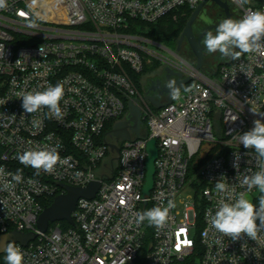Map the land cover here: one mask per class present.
I'll return each instance as SVG.
<instances>
[{"label": "built area", "instance_id": "2783aa9c", "mask_svg": "<svg viewBox=\"0 0 264 264\" xmlns=\"http://www.w3.org/2000/svg\"><path fill=\"white\" fill-rule=\"evenodd\" d=\"M202 1L7 0L0 9V234H36L26 245L8 242L21 249L23 264H264V233L258 241L246 235L232 241L208 215L220 199L245 191L244 177L258 170L257 154L238 137L254 120L264 122L250 110L264 114V55L229 59L215 76L170 60L197 88L186 92L181 86L180 98L170 97L160 108L148 105L131 75L141 72L143 53L166 59L146 48L149 40L130 32L131 26ZM227 1L241 18L264 12V0ZM58 83L64 89L62 119L50 117L47 108L24 112L21 92ZM129 102L140 112L139 135L129 124L130 139L116 140L112 128L130 118ZM150 139L157 156L145 195ZM45 148H56L63 161L51 173L37 174L17 159ZM220 179L229 193L215 189ZM91 181L100 186L94 197L77 200L74 225L54 221L45 231L37 228L44 201L63 192L60 183ZM249 195L257 204V190ZM169 200L175 207L164 227L136 223V213ZM5 255L0 253V264Z\"/></svg>", "mask_w": 264, "mask_h": 264}, {"label": "clouds", "instance_id": "9594fccd", "mask_svg": "<svg viewBox=\"0 0 264 264\" xmlns=\"http://www.w3.org/2000/svg\"><path fill=\"white\" fill-rule=\"evenodd\" d=\"M247 0H240L246 3ZM7 6V0H0V9ZM208 53H219L222 58L239 60L242 54L259 53L264 55V12L249 11L240 19L225 18L215 28L203 35L201 41ZM16 63H19L17 60ZM166 87L170 90L169 95L173 99H179L181 95L180 87L175 81L170 80ZM197 88L196 85L186 87L184 91L190 92ZM22 108L25 113L33 114L44 108L48 109L50 117L62 119L63 113L60 102L64 96V89L61 84L50 85L45 90H34L21 92ZM6 103V102H3ZM253 114L258 113L255 109H250ZM253 127L242 133L238 139L245 149H253L257 154L258 170L250 175H246L243 185L246 190L233 197L228 195L218 201V206L213 214L210 209L211 226L225 237L232 241H237L242 236H247L253 241H258L260 234L264 233V122L260 119L253 121ZM17 159L26 167H32L51 173L58 163H62L56 148H45L41 150L29 149L20 154ZM239 155L234 159V167L239 168ZM4 170L0 169V175ZM15 179L19 180L17 176ZM218 193H229V185L222 179L215 183ZM253 189L258 192L257 204H254L250 193ZM175 207V202L169 200L166 206H155L135 214L136 223L142 224L145 221L150 226L162 228L165 226L169 212ZM3 251L6 253V264H23L24 254L14 243H7Z\"/></svg>", "mask_w": 264, "mask_h": 264}, {"label": "water", "instance_id": "95a60500", "mask_svg": "<svg viewBox=\"0 0 264 264\" xmlns=\"http://www.w3.org/2000/svg\"><path fill=\"white\" fill-rule=\"evenodd\" d=\"M209 0H204L199 3L191 12L190 16L188 17L184 28L179 36L178 43L186 37L194 56L196 57V63L193 69L197 72L202 71L203 66V47L200 45L199 40L194 38L192 33V24L194 20L199 15L200 11L204 8L205 4ZM217 6L223 8L228 13V5L225 0H211ZM191 65V64H190ZM172 74L176 75L174 81L177 83V86L181 87L192 80V76L187 75L183 76L181 72L174 71L173 69L167 67ZM166 94L165 101H158L153 98L152 95L146 94L144 96L145 100L150 101L156 108H160L165 104L170 102V90L166 87L164 90ZM129 108V115L132 117L134 123L131 125V129L135 132L136 137L139 135L141 119H140V112L137 107L132 105L131 102L128 103ZM126 121H117L112 128V134L118 139H130V133L128 131ZM111 147L114 148L115 146L111 144ZM209 147V145H207ZM147 157L145 162V182L143 185V193L145 195L149 194L150 189L153 186V175L155 172L154 161L157 156V148L155 145V140L150 139L146 145ZM205 153L201 154V157H204ZM59 186L62 188L63 192L54 196L53 201L50 205L45 206L41 213L37 218V228L40 231H45L49 225V223L54 221H66L70 225H74V221L72 219V213L76 207L77 200L79 198H92L94 197L95 193L97 192L100 182L99 181H91L87 183L85 186H71L67 184L60 183ZM34 232H21L17 230H12L4 234H0V253L3 252L4 246L8 242H19L23 245H26L28 241L32 240L35 237Z\"/></svg>", "mask_w": 264, "mask_h": 264}, {"label": "flooded vegetation", "instance_id": "af4514ba", "mask_svg": "<svg viewBox=\"0 0 264 264\" xmlns=\"http://www.w3.org/2000/svg\"><path fill=\"white\" fill-rule=\"evenodd\" d=\"M227 2L228 5V13L221 7L217 6L216 4H214V11L212 14H208V13H204L205 16L202 14V11L204 10V8L200 11L199 15L197 16V18L194 20L193 24H192V33L194 35V38L196 40H199L200 45L203 47V45L201 44V41L203 39V35L209 31H215L216 26L225 18H232V19H240V14L237 11V9L234 7L233 4H231L229 1L225 0ZM207 4V3H206ZM205 4V5H206ZM200 14H202L200 16ZM204 17V20H200V18ZM179 37L177 38L175 47L177 48L178 51H180L183 54H193V51L186 39V37H184L179 43H178ZM203 65L204 62L206 61V59H208L210 57V61L213 62L215 58H219V53H208L207 50L203 47ZM203 69V66H202ZM176 78L175 74H172V72L167 69L164 68V72L158 76L152 77V78H147L146 82L144 83V90H143V97L148 94V95H152L154 99L158 100V101H165L166 99V94L164 92L165 88H166V84L172 80L174 81V79ZM148 105L151 107H155L150 101L146 100ZM127 125L129 124H133L134 121L132 119V117L130 116V118L126 121Z\"/></svg>", "mask_w": 264, "mask_h": 264}, {"label": "rangeland", "instance_id": "374dc122", "mask_svg": "<svg viewBox=\"0 0 264 264\" xmlns=\"http://www.w3.org/2000/svg\"><path fill=\"white\" fill-rule=\"evenodd\" d=\"M253 0H247L246 3L248 4H254ZM214 3L209 0L207 2V4L204 6V10L202 11V14L205 16L204 13H208V14H212L214 11ZM200 14V16L202 15ZM202 15V16H203ZM177 18V14L173 13L172 19H176ZM200 18V17H199ZM204 17L200 18V20H204ZM142 35V34H141ZM144 37H146L145 35H142ZM180 36V35H179ZM149 41L148 42H143V45L152 50L153 52H155L156 54L162 56L163 58H166L164 60H160L154 56L148 55V54H144V67L146 66H151L149 69H147L141 76L140 81L142 82V86L138 87L140 92H143L144 90V83L146 82L147 78H152L155 76H158L160 74H162L164 72V68H171V69H175L174 67H172L170 65V63H172L170 60H173L174 62H178V61H185L189 64H191L192 66L195 65L196 63V57L192 54H183L180 51L177 50V48L174 47H168L165 46L164 44L155 41L149 37H146ZM176 58V59H174ZM227 58H222L219 55V58H215L213 62L210 61V57L208 59H206V61L204 62L203 65V69L202 71L204 72V74L207 75H211V76H215L217 75L218 72V67L221 66L223 63L227 62ZM155 65H154V64ZM175 71V70H174ZM181 90L183 89L182 87L180 88ZM65 227V226H64Z\"/></svg>", "mask_w": 264, "mask_h": 264}, {"label": "trees", "instance_id": "16d2710c", "mask_svg": "<svg viewBox=\"0 0 264 264\" xmlns=\"http://www.w3.org/2000/svg\"><path fill=\"white\" fill-rule=\"evenodd\" d=\"M257 4V1H256ZM193 9L189 8L188 6H183L178 10H175L168 15H165L158 19L154 23H145L141 21H136L131 28L129 29L130 32L138 33L145 35L155 41H158L165 46L174 47L177 41V38L181 34L184 25L190 16ZM173 13L177 14V18L174 20L172 19ZM228 61V60H227ZM154 64V63H153ZM155 65V64H154ZM152 66V65H151ZM151 66H143L142 70L138 74H131L134 78L135 82L137 83L138 87L142 86V82L140 78L142 74L149 69ZM220 66L218 67L219 70ZM218 73V72H217ZM194 80H191L184 87H190ZM143 88V87H141ZM55 196V195H54ZM54 196L49 197L44 201V206H48L53 201ZM62 226L68 227L69 224L66 221H61Z\"/></svg>", "mask_w": 264, "mask_h": 264}, {"label": "crops", "instance_id": "0c3cea01", "mask_svg": "<svg viewBox=\"0 0 264 264\" xmlns=\"http://www.w3.org/2000/svg\"><path fill=\"white\" fill-rule=\"evenodd\" d=\"M202 73H204L203 71H201ZM207 75V74H206ZM209 76V75H208ZM211 76V75H210Z\"/></svg>", "mask_w": 264, "mask_h": 264}]
</instances>
